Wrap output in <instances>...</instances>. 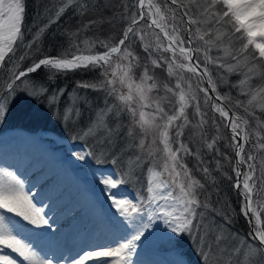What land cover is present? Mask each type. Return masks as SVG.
<instances>
[{"label": "snow or ice", "instance_id": "snow-or-ice-1", "mask_svg": "<svg viewBox=\"0 0 264 264\" xmlns=\"http://www.w3.org/2000/svg\"><path fill=\"white\" fill-rule=\"evenodd\" d=\"M162 4L163 9L154 0H136L133 5L135 10L131 12L125 4L123 19L127 21V26L116 43L97 37L91 42L84 40L82 43L85 47L82 48L75 41H70L68 49L57 56L39 58L37 54L42 53L41 37L47 28L68 10L83 16L90 10L99 9V0H57L37 15L32 26L24 23L23 0H0V123L6 118L17 94L23 92L35 100L46 97L48 107L54 110L61 122L79 127L80 138L92 139L99 155L104 156L108 154L107 149L116 146L121 129L125 128L121 118L127 117L129 121L117 158L125 152L133 153L128 158L129 167L125 172V177L129 179L136 176L143 163H149L146 194L137 197L136 202L128 197L117 198L111 190L116 189L118 184L126 183L127 179L98 176V182L110 196L111 205L122 218L125 234L99 249L78 253L70 264H87L89 261L93 264H135L132 258L137 248L148 238L150 231L160 225H163L164 232L161 239L181 257L186 254L180 242L187 238L195 244L193 251L198 253L200 264H212L213 260L215 264H264V221L261 220L264 205L258 203L253 206L252 200L257 183L260 185L257 191H264V159L260 161V175L257 176L256 156L253 154L254 151L264 150V136L242 127L248 124L247 120H241L236 114L230 116V109L226 110L209 95L210 92L214 93L215 100L228 99V94L219 93L217 82L226 85L231 74H240L243 78L231 86L239 88L243 95L250 94L247 103L252 105L257 102L264 112V0H162ZM104 6H107V0ZM141 20L145 24L137 27ZM100 22L90 20L77 33L70 35L75 37ZM145 29L154 34V44L145 42ZM28 36L31 39H26ZM136 40L141 42L152 65L157 68L162 63L167 65L169 76L177 75L175 70L191 73L196 78L198 91L204 94L202 102L205 105L211 102L214 112L230 129L231 140L227 146L236 156L232 164L235 180L231 186L241 197L242 214L245 217L251 214L254 218V223L249 221L252 224L249 239L236 233H229L227 237L224 235L226 225L232 222L234 209L227 200L223 201L227 212L213 206L212 194L205 187L207 184L216 190L218 181L213 173L233 180L222 171L223 166L218 159L224 156L216 148L219 137L204 143V148L213 151L217 157L212 168L208 166L211 162L203 159L199 149L189 147L182 140L184 129L190 124L186 114L188 107L194 106L199 125L207 124L206 113L200 107L201 98L191 83L187 84V90L182 88L180 82L183 76L178 75L175 89H179V106L174 111H166L161 106L165 97L151 95L158 85L148 83L154 77L149 75L147 64H142L141 58L131 50ZM95 48L103 51L91 54ZM214 50L216 55H212ZM82 51L90 54H78ZM159 52L170 53V57L161 55L158 59L152 58L154 53ZM34 56L37 58L32 59ZM26 60L31 63L20 70V65ZM209 65L214 66L215 78ZM138 67L142 68L139 82L134 73ZM77 69H100L97 82H82L77 88L104 91L114 101L110 104L105 99L104 107L95 109L94 117L86 120L83 126L80 125L83 114L79 108L82 98L78 93L69 94L64 108L60 109L61 97L66 90L49 91L48 87L54 83L56 76ZM40 71L45 73L43 79L36 80L28 75H38ZM254 77L260 78V83L255 87L252 84ZM204 83L209 87H203ZM124 88L127 89L126 93L121 91ZM163 91L174 93V89L167 84L163 85ZM83 103L90 107L87 100H83ZM235 106L244 107V103L237 100ZM149 108L154 111H145ZM255 123L257 128L264 130V122L259 117H255ZM213 124L219 132L220 125L216 124L215 119ZM253 135L255 142L249 144ZM157 144L160 146L156 147ZM246 144L250 149L247 154ZM72 155L78 161L86 162L93 152L75 151ZM187 157L194 158L193 167L204 176L203 182L193 175V169L186 163ZM224 159L228 161L227 156ZM112 162L115 163L116 159ZM242 167L244 171H241ZM34 195L31 190L26 191V181L16 171L0 167V264H52V259L46 258L31 239L22 235L24 226L16 219L22 218V221L37 228H51L49 219L42 214L44 204L37 202L40 203L38 207L33 202ZM213 215L223 223L211 219ZM225 240L229 243L225 244ZM8 250L15 256L8 254ZM103 258L114 259L110 262ZM177 264H191V261L181 259Z\"/></svg>", "mask_w": 264, "mask_h": 264}, {"label": "trees", "instance_id": "trees-1", "mask_svg": "<svg viewBox=\"0 0 264 264\" xmlns=\"http://www.w3.org/2000/svg\"><path fill=\"white\" fill-rule=\"evenodd\" d=\"M157 3H160L161 6L162 0H157ZM57 2V0H24L25 5V25L32 26L34 23V19L37 17L39 13H43L46 7H50L52 3ZM101 7L97 10H90L83 16L77 15L71 10H68L61 16V18L54 24H52L45 33L42 35L41 39V49L42 53L37 54L39 58H44L45 56H57L61 51L68 49L70 41H75V43L80 44L82 48L85 46L83 45L84 40L94 41L97 37L101 40H110L112 43L118 42L120 38H122V33L125 27L127 26V21L123 19L124 13V5H128L129 12L134 11L133 5L136 3V0H107V6H104L105 0H99ZM138 14V13H137ZM90 20H97L101 21L98 24L91 25L87 30L81 31L78 33L77 36L72 37L70 34L77 33L79 29H82L85 24H87ZM43 23V21H41ZM145 23H141L137 25L140 27ZM33 32H35V28L33 27ZM145 33V42L152 44L150 41L151 37L150 32L148 29L144 30ZM26 39H31V36L26 37ZM137 56L141 58V63H146L149 69V75L154 77L151 83H156L158 88L155 89L157 92L154 95L157 96H164L166 100L162 101L163 107H165L166 111L168 109H172L178 96L179 89H175V85L177 83V76L179 73L176 71L177 75L169 76L167 72V65L161 64V67L157 68L151 63V59L148 57V53L144 52L143 48L141 47V42L136 40L131 49ZM103 49L95 48L93 49L91 54L102 52ZM163 53V52H162ZM81 54H90L88 51H82ZM212 55H216L215 50L213 51ZM161 56V53H154L152 58L158 59ZM164 57H170L168 54L162 55ZM37 58L36 56L32 57V59ZM31 63L30 60L24 61L20 65V70H23ZM209 69L213 71V75L215 78V71L214 66H210ZM135 77L138 79L142 76V68H135L134 69ZM187 73V72H185ZM184 73V74H185ZM188 74V73H187ZM2 75V73H0ZM45 73L40 71L37 74H29L30 77L36 80H40L44 78ZM188 76L191 77L190 74ZM243 76L240 74H231L228 77V84L222 85L220 82H217V87H220L219 92L221 94H228L227 101H223L229 109H231L234 114L239 116L241 120H247L248 124L245 125L247 129H249L252 133L259 132L262 136H264V130L257 128L255 123V117H259L261 122H264V112H259V110L255 109V105H249L247 101L250 99L249 95H243L240 93L239 88H233L231 85L236 83L239 79H242ZM24 79V78H22ZM100 79V69H95L92 71L87 70H77L72 72H67L63 75H58L54 79V83L49 84V91L53 89H65L63 96L61 97V103L59 108H64V102L68 99L69 94H77L82 99L79 102V108L81 113L83 114V118L80 120V125L83 126L85 121L93 118L94 111L98 107H104L105 99L111 104L113 103L112 96H106L104 91H94L90 88H77V85L82 82H97ZM260 83V78L257 77L253 79L252 84L258 85ZM167 84L169 87L174 89V93H165L163 91V85ZM201 93V92H200ZM153 95V96H154ZM203 95V93H201ZM155 97V96H154ZM83 100H87L89 102V106H86L83 103ZM240 100L244 103V110L245 108L247 111L242 110L241 108H237L233 101ZM168 103L170 104L168 106ZM210 105V108H207L206 112V120L207 124L203 126V130L200 126V130L195 128V131L184 129V135L182 140L184 143L188 144L189 147L194 149H199L201 152L203 159L206 162H211L208 164L210 168L214 167L215 160L217 157L215 153L210 150H206L204 148L205 141H211L214 137H219L216 142V148L219 149L220 153H223L224 156L228 157V161H225L224 156L218 157L220 160L221 165L223 166L222 171L226 172L228 176L233 177V180L230 181L226 178L221 177L220 175L213 173L216 175L218 186L216 190L213 189L212 186L205 185L208 192L212 194V201L213 206L218 207L221 211L227 212L228 208L223 203L224 200H227L228 203L231 204L232 209H234V215L231 217V223L226 225L227 233H236L238 235H242L249 239L248 234L250 232L249 229V220L245 217L241 212V204L240 200L241 197L238 195L236 190L233 189L231 186L233 181L235 180L234 172L232 171V164L235 162V153L233 150L227 146V142L231 140V135L227 131L226 127L222 123L221 119L217 117L216 114H213V108ZM46 97H41L39 100H35L32 97H29L27 94L21 92L17 94L15 100L10 105V109L6 115V123L9 124V128L11 129H23L31 132H39L41 130H51L54 131L55 134L75 141L76 143L81 142L83 143L88 149L92 148V144L96 145L94 141L90 138H80L76 130L80 129L79 127H73L71 124L62 123L60 118L53 121L55 124L57 123L58 126H54L49 128L48 126L44 127H37L34 123L37 122V115L36 112L40 107H47ZM49 109V107H48ZM52 109V108H51ZM241 109V110H240ZM59 111V110H58ZM254 114V115H251ZM218 124L220 125L219 132H217L216 125L213 124V119H215ZM5 121V119H4ZM3 121V122H4ZM16 123H21L20 126H15ZM2 124V123H0ZM54 124V125H55ZM190 125L193 124L190 122ZM255 142V135H253L250 140L249 144ZM264 142V141H262ZM93 149V148H92ZM250 151L249 146L245 145V153L247 154ZM253 154L256 156V164H257V172L256 175H260V161L264 159V150L254 151ZM97 156V152L93 154L95 157ZM230 161V162H229ZM186 163L188 167L193 169V175L200 179L202 182L204 181V176L195 171L193 165L195 164V160L193 157H187ZM245 170V169H244ZM260 185L257 183L256 189H254V196H253V204L257 206L256 203L260 202V205H264V191H257ZM146 186L144 185V189ZM217 191L219 192V196H217ZM219 200L220 203L217 204L216 201ZM215 218V219H213ZM213 220H217L220 223L223 221L213 215L211 217ZM261 220L264 221V211L261 212ZM225 244L229 243L228 240L224 241ZM195 247V246H194Z\"/></svg>", "mask_w": 264, "mask_h": 264}, {"label": "bare ground", "instance_id": "bare-ground-1", "mask_svg": "<svg viewBox=\"0 0 264 264\" xmlns=\"http://www.w3.org/2000/svg\"><path fill=\"white\" fill-rule=\"evenodd\" d=\"M17 137L19 138H16L14 143L7 140L9 136H6L4 141L0 140V167H7L12 171H16L26 181V191L31 190L32 193L37 191L33 196L34 203L39 202V199L45 193L52 194L58 189V197L55 201L48 206L44 205L42 209V214L49 219L50 229L47 226L37 228L26 221H22V218H16L24 226L22 233L30 234V239L37 249L46 258L52 259V264H70L72 258L77 257L78 253L84 250L99 249L103 245L111 244L114 239L125 234L121 223L122 218L118 216L117 209L111 205L110 196L104 192V188H102L103 193H100L97 186L94 185L87 192L91 193L92 200L97 197L100 198L99 207L109 206L110 217L117 218L118 223L121 224L120 230L116 233L112 230L105 232L110 224L109 221L96 220L98 216L91 218L96 212L95 209L90 208L92 202L88 193L80 194L79 192L83 182H80L79 185H70V182L77 178L75 172L78 169L77 165L71 166V162L52 151V147L45 150L43 145L37 144L34 140L35 138L41 140L39 137L30 136L26 133H21ZM18 140L21 141L17 142ZM28 163L29 171L27 172V168L23 169V167ZM64 169L66 171L61 173ZM47 175H51L50 183H47L46 188L38 187L40 182L46 180L44 177ZM86 176L88 178L89 173H86ZM122 188L121 186V188L112 189L111 191L116 194L117 198L125 197L122 194ZM63 202L66 203L63 205ZM37 206L40 207V203H37ZM8 215L14 216V214ZM26 228L31 229L29 231ZM73 232L76 234L75 240L66 243L65 239L69 241V235ZM150 232V238L142 241L132 258L135 264H177V261L185 260L178 253H162L160 247L155 245L164 235L163 225ZM79 239L83 240L81 247L78 246ZM8 254L15 256V254L10 253V250H8ZM103 259H108L111 262L114 258ZM185 262L187 261L185 260ZM87 264H93V262L89 261Z\"/></svg>", "mask_w": 264, "mask_h": 264}, {"label": "rangeland", "instance_id": "rangeland-1", "mask_svg": "<svg viewBox=\"0 0 264 264\" xmlns=\"http://www.w3.org/2000/svg\"><path fill=\"white\" fill-rule=\"evenodd\" d=\"M23 2H24V0H23ZM157 2H158L157 0H154V3H157ZM161 7L163 9V6H161ZM137 15H139V13ZM143 23H145V21ZM156 32L158 33L159 31L156 30ZM150 34H151L150 35L151 37H149L150 41L152 42V44H154L155 43V36L152 33H150ZM41 39H42V37H41ZM185 46H188V45H185ZM160 53H161V55L168 54L170 56V53H162V52H160ZM78 54H81V53H78ZM178 59H179V57H178ZM210 66H212V65H209V67ZM77 70H79V69H77ZM73 71H75V70H73ZM175 71H177V70H175ZM177 72L179 73V75L183 76V80L180 82L181 83V87L184 88L185 90H187V84L191 83L193 90L196 91V94L198 95V97L201 98V105H200L201 110L204 113H206L207 111H205V110L207 108H210L209 104H211V102L209 104H207V105H205L202 102V98H203L204 94L201 95L202 92L200 93L198 91L196 78L193 77V75L191 73H188L187 71L180 72L178 70ZM185 72L190 74L191 77L188 76V74L185 73ZM255 78H257V77H254L253 79H255ZM136 79H137V82H139V79L137 77H136ZM148 83H151V82L149 81ZM255 86L256 85H254V87ZM117 87H119V85H117ZM203 87H206L205 83L203 84ZM217 89L219 91L220 87H217ZM121 91L126 93L127 89L124 88V89H121ZM155 92H157V91L154 89L153 92L151 93V95L153 96ZM221 95H223V94H221ZM154 96L156 97V95H154ZM166 98H167V96L163 100V103L166 100ZM176 100L177 101L175 102L174 106L171 109L172 111H174L175 108H178V106H179V104H178V96L176 97ZM225 100L227 101V99H225ZM233 102L235 104L236 101H233ZM163 103L161 101V106H163ZM254 103L255 104H253V106L255 105L254 106L255 109L259 110V112H261L258 103L257 102H254ZM170 104L168 103V106ZM236 107L237 108H241L242 110H244V107H238V106H236ZM145 111L152 112V111H154V109L149 108V109H145ZM168 111H169V109H168ZM35 112H36V115H37V122L34 123V124L37 127H41L42 128L44 126H48L49 128H52L54 126H58L57 123L55 124L53 122V121L58 119V116L56 114H54V110L53 109H51V108L48 109V106L44 107V108L40 107ZM169 114H171V112ZM186 114L188 116V120L193 124V126L189 124L186 127V129H188V130L191 129V130L195 131V128H197L198 130H200V126L201 125H199V117L195 113L194 106L188 107L186 109ZM213 114H216L217 117H219V114L215 113L214 110H213ZM93 117H94V115H93ZM217 117H216V124H218ZM205 118H206V116H205ZM7 119H8V117L5 118V121L2 122V124H0V135L3 134V136H4V135H7L9 133L8 130H10V128H9V124L6 123ZM121 120H122V123L125 125V128L121 129L120 137L117 140L116 146L111 148V149H107L108 154L104 155V156H100L99 155L97 146L94 145V144H92V148L93 149L91 147H90V149H88L86 146H82L84 144L81 143V142L76 143L75 141L67 139L68 141H72L71 143H69V142L63 140L62 138H59L61 136L58 137L55 134V132L51 131V130H41L39 132H33V134H34L33 136L41 138V140L43 142H41V140H39L38 138H35V139L33 138V139L36 140L35 141L36 143H39V144L43 145L45 150L48 149L47 144L49 143L51 145V147L53 148L55 153L59 154L63 159L71 162L70 163L71 166H75V165L78 166V169L75 170V172L77 174V179L74 178L70 182V185H71V183H73L74 180H76V183L83 182L81 185H85V187L88 190L90 188H93L94 185H96L97 186V190L100 193H103L102 192V188H104V186L100 182H98L97 177L101 176V175H111V177L113 179H116L117 176H120L121 178L127 179V182L123 183V185L122 184H118L117 188H121V186H122L124 188V189L122 188V194L125 195V197L133 199V201L136 202V198L137 197H142V196H144L146 194V188L144 189V185L145 186L147 185V180L149 179V173H148L147 170L150 167V165H149L148 162H145V163H143L142 168L137 170L136 176L134 178H130L129 179V178L125 177V172H126L127 168L129 167L127 161H128L129 156H132L133 153L131 151L125 152L124 154L120 155L117 158V154L120 153L121 147H122L121 141L124 138L126 127L129 124V121H128L127 117H122ZM20 125H21V123H16L15 122V126H20ZM203 126H205V125H203ZM203 126H201L202 130H203ZM242 127H246V126L242 125ZM76 133L80 137V129H77ZM9 134L12 135V136H15L14 132H11ZM137 135H139L138 130H137ZM147 146L148 145L146 143V147ZM159 146H160L159 144L156 145V147H159ZM174 147H175V145H174ZM85 150H90V151L93 152V154H95L97 152V156L95 155V157L94 156L89 157V158H87V160L85 162V161H78L74 157V155H72V153H74L75 151H85ZM97 157L99 158V162H97ZM113 159H116L115 163L112 162ZM90 171H93L92 172L93 174ZM86 173H89V175H90L88 178L86 176ZM44 178L46 180H44V182H40L38 187L46 188L45 186L47 185V183H50L49 180H51V175H47ZM124 186L130 187L131 189L127 190V188L124 187ZM143 189H144V191H143ZM36 192L33 191V193H36ZM57 193H58V189H56L52 194L51 193H49V194L45 193L44 196L41 199H39V202L44 203L45 206H48L50 203L55 201V199L58 197ZM253 196H254V194H253ZM64 203H66V202H63V205H64ZM100 203H101V200H100ZM258 203L260 204V202H258ZM258 203H256V205ZM253 206H254V204H253ZM108 207L109 206H105L104 208H106L109 211ZM60 208L62 209V207H60ZM59 211H60V209H59ZM109 218H111V220H113L116 223H118L117 218L110 217V215H109ZM213 219H215V218H213ZM119 227H121L120 223H119ZM75 235L76 234H74V232H73L69 236L72 238V237H75ZM224 235L227 237L229 234L227 232H225ZM245 238L247 239V237H245ZM65 242L67 243L66 239H65ZM155 245L159 246L161 250H162L161 247L165 248L166 250H170L168 248V246L164 243L163 239H161L158 242H156ZM194 246H195V244L193 242L189 241L187 238L182 240L180 242V247L182 248L183 253L186 254V258H185V256H183L182 258H184L186 261L190 260L194 264H200V261L198 260V253H194V251H193V249L195 248ZM171 251H172V253H177L176 251H173V250H171ZM165 254H168V253H165ZM212 264H215L214 260L212 261Z\"/></svg>", "mask_w": 264, "mask_h": 264}, {"label": "water", "instance_id": "water-1", "mask_svg": "<svg viewBox=\"0 0 264 264\" xmlns=\"http://www.w3.org/2000/svg\"><path fill=\"white\" fill-rule=\"evenodd\" d=\"M206 85H207V83H206ZM207 87H209V86L207 85ZM210 94H211L213 97H215L214 93H211V92H210ZM232 115H233V113L230 112V116H232ZM228 130H229V132L231 133V131H230L229 128H228ZM241 171H243V168H241ZM249 220L253 221V219H252V217L250 216V214H249ZM250 229H252V224H250Z\"/></svg>", "mask_w": 264, "mask_h": 264}]
</instances>
